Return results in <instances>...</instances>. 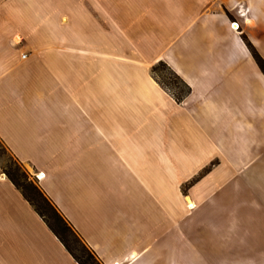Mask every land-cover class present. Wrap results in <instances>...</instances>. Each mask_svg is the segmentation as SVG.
Returning a JSON list of instances; mask_svg holds the SVG:
<instances>
[{
	"label": "crops",
	"instance_id": "0c3cea01",
	"mask_svg": "<svg viewBox=\"0 0 264 264\" xmlns=\"http://www.w3.org/2000/svg\"><path fill=\"white\" fill-rule=\"evenodd\" d=\"M243 33L264 58V0H0V140L104 264H264ZM0 264H79L1 166Z\"/></svg>",
	"mask_w": 264,
	"mask_h": 264
},
{
	"label": "trees",
	"instance_id": "16d2710c",
	"mask_svg": "<svg viewBox=\"0 0 264 264\" xmlns=\"http://www.w3.org/2000/svg\"><path fill=\"white\" fill-rule=\"evenodd\" d=\"M242 37L252 55L254 56L256 63L264 74V58L254 47L246 34L243 33ZM159 63L164 64L168 68L174 78L175 83H181L186 88L185 90L180 89L176 93L164 82H161L157 79L165 88H167L172 93V95L178 102H182L184 98L190 93V87L164 61H160ZM155 66H153L152 69L154 71L156 70ZM6 174L12 180V182L22 191L26 199L34 206L35 210L45 220V222L55 233V235L63 242L67 250L79 262V264H104L98 258L96 253L84 242V240L76 232L73 226L67 221V219L60 213L58 208L46 196L39 185H35L32 182H29L28 177L25 173L20 174V177L24 180H20L10 171H7ZM26 190H29L31 194ZM45 207L49 209V214L45 211Z\"/></svg>",
	"mask_w": 264,
	"mask_h": 264
},
{
	"label": "rangeland",
	"instance_id": "374dc122",
	"mask_svg": "<svg viewBox=\"0 0 264 264\" xmlns=\"http://www.w3.org/2000/svg\"><path fill=\"white\" fill-rule=\"evenodd\" d=\"M155 69H156L155 71L152 70L153 75L159 81L164 82L166 85H168L174 92L177 93L180 89L183 90L186 89L181 83H175L172 74L164 64L158 63L155 66ZM0 166L5 173L7 171L8 172L10 171L14 174V176H17L20 180H24L20 177V174L25 173L26 176L28 177L29 182L38 185L35 179L33 178V174L31 173V171L26 167V165H24L22 162H20L13 156V154L8 150V148L4 145V143L1 140H0ZM26 191L30 192L29 190ZM47 209L48 208H46L45 211L49 214V209L48 210ZM244 223L247 224V221ZM248 227L250 228V230L252 228H258V230L261 231V235L259 236H256L254 234V242L257 240V242L260 241L261 243L264 244V219L256 216L253 220V223L250 222Z\"/></svg>",
	"mask_w": 264,
	"mask_h": 264
},
{
	"label": "built area",
	"instance_id": "2783aa9c",
	"mask_svg": "<svg viewBox=\"0 0 264 264\" xmlns=\"http://www.w3.org/2000/svg\"><path fill=\"white\" fill-rule=\"evenodd\" d=\"M231 26H232L233 28H236V29L239 28V24H238V22H236V21L232 22ZM39 177H40V176H39Z\"/></svg>",
	"mask_w": 264,
	"mask_h": 264
},
{
	"label": "bare ground",
	"instance_id": "6f19581e",
	"mask_svg": "<svg viewBox=\"0 0 264 264\" xmlns=\"http://www.w3.org/2000/svg\"><path fill=\"white\" fill-rule=\"evenodd\" d=\"M192 205V204H191Z\"/></svg>",
	"mask_w": 264,
	"mask_h": 264
}]
</instances>
